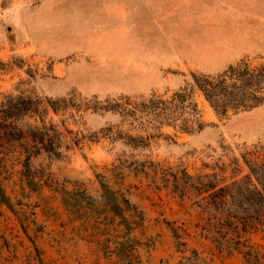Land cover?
I'll return each mask as SVG.
<instances>
[{"label":"rangeland","instance_id":"1","mask_svg":"<svg viewBox=\"0 0 264 264\" xmlns=\"http://www.w3.org/2000/svg\"><path fill=\"white\" fill-rule=\"evenodd\" d=\"M235 26L264 31V0H0V101L39 99L61 152L33 155L28 176L21 147L3 154L0 264H264L243 160L264 147V103L218 117L194 89L191 131L117 109L225 71L199 63Z\"/></svg>","mask_w":264,"mask_h":264},{"label":"trees","instance_id":"2","mask_svg":"<svg viewBox=\"0 0 264 264\" xmlns=\"http://www.w3.org/2000/svg\"><path fill=\"white\" fill-rule=\"evenodd\" d=\"M194 89L204 96L218 117L226 116L229 111L235 113L250 109L264 103V63L251 68L240 60L216 75L193 73L190 86L181 88L167 99L156 95L136 104L126 101L117 109L124 117L133 121L141 120V126L145 129H148L146 124L153 121L156 124L153 125L154 128H157V124H167L182 131H191L195 126L200 128L202 125L198 105L190 99ZM47 102L52 107V103ZM40 103L39 99L33 101L21 95H6L0 101V168L3 166V154L13 145L21 147L17 153L24 157L22 163L25 175L30 167V159L40 151L45 150L54 156L60 155L61 152L57 149L59 143L48 134V130L54 127L45 126V118L39 111ZM25 117H34V121L24 122ZM18 123H34V130L23 131ZM243 160L249 174L255 179V183L250 184L257 195L258 205L264 207V147L248 151L243 155ZM251 176H248V179ZM28 182L35 183L32 179ZM4 197L0 192V200H4ZM262 216L264 213L259 214L260 218Z\"/></svg>","mask_w":264,"mask_h":264},{"label":"crops","instance_id":"3","mask_svg":"<svg viewBox=\"0 0 264 264\" xmlns=\"http://www.w3.org/2000/svg\"><path fill=\"white\" fill-rule=\"evenodd\" d=\"M214 37V42L212 41L205 49L207 55L215 56V60L204 64L200 62L199 65L203 66L204 70L216 71L225 69L245 55H264V31L262 30L255 32L253 27H247L242 32L241 28L238 29L235 26V29H230L226 33L219 32ZM193 50L195 51L196 49ZM258 109L255 108L247 113H254Z\"/></svg>","mask_w":264,"mask_h":264}]
</instances>
